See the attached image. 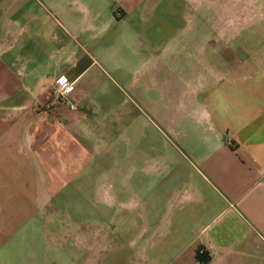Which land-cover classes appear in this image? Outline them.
I'll return each instance as SVG.
<instances>
[{"label":"crops","instance_id":"1","mask_svg":"<svg viewBox=\"0 0 264 264\" xmlns=\"http://www.w3.org/2000/svg\"><path fill=\"white\" fill-rule=\"evenodd\" d=\"M179 1L0 0V264H264V5L248 55L245 5Z\"/></svg>","mask_w":264,"mask_h":264},{"label":"rangeland","instance_id":"2","mask_svg":"<svg viewBox=\"0 0 264 264\" xmlns=\"http://www.w3.org/2000/svg\"><path fill=\"white\" fill-rule=\"evenodd\" d=\"M153 1V0H152ZM209 3H215L216 7H223V2H229L231 9L245 5L247 11L248 22L246 23L248 44L247 54H258V6L264 5V0H209ZM189 3V5L187 4ZM244 3V4H243ZM211 6V5H209ZM192 5L189 0H180L174 7L168 3L166 14L161 15L160 18L165 20V23L170 24L174 22H201L204 18V13L196 15V11L190 10ZM204 7H207L205 5ZM176 10V13H175ZM187 12V13H185ZM198 19V20H197ZM253 33L251 37L250 34ZM155 32H151L154 36ZM231 44H234L233 41ZM236 49H239L236 47ZM241 53H244V47L240 48ZM3 240H0L2 242ZM19 241V240H17ZM68 242V244H66ZM21 253L16 255H6V261L11 264H91L94 262V255L85 252V256H78L77 249L73 248L72 243H77V239L71 237L64 239L60 235L50 236L49 238H39L36 240L23 239L21 241ZM20 243V244H21ZM49 244V246L47 245ZM17 253V252H16ZM107 258L109 251L103 252ZM109 257V255H108ZM17 262V263H16Z\"/></svg>","mask_w":264,"mask_h":264},{"label":"built area","instance_id":"3","mask_svg":"<svg viewBox=\"0 0 264 264\" xmlns=\"http://www.w3.org/2000/svg\"><path fill=\"white\" fill-rule=\"evenodd\" d=\"M72 91H73V84L69 82V80L66 78V76L62 75L60 76L55 84L54 87V95H55V101L58 100H64L68 103L73 102L72 98ZM54 101L47 105V108H52ZM203 253V251H201Z\"/></svg>","mask_w":264,"mask_h":264}]
</instances>
